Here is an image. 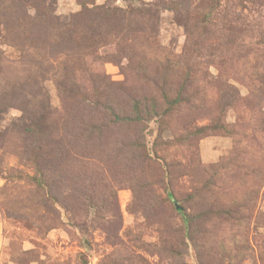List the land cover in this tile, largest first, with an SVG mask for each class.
<instances>
[{
  "label": "rangeland",
  "instance_id": "374dc122",
  "mask_svg": "<svg viewBox=\"0 0 264 264\" xmlns=\"http://www.w3.org/2000/svg\"><path fill=\"white\" fill-rule=\"evenodd\" d=\"M0 264H264V0H0Z\"/></svg>",
  "mask_w": 264,
  "mask_h": 264
}]
</instances>
